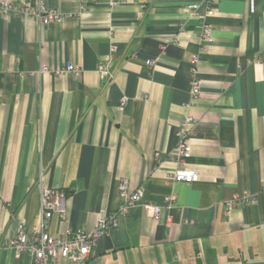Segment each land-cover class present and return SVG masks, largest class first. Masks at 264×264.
I'll list each match as a JSON object with an SVG mask.
<instances>
[{"label":"crops","instance_id":"obj_1","mask_svg":"<svg viewBox=\"0 0 264 264\" xmlns=\"http://www.w3.org/2000/svg\"><path fill=\"white\" fill-rule=\"evenodd\" d=\"M10 1L65 18L0 14V264H30L2 243L18 222L39 223L42 187L68 196L66 217L49 221L54 236L117 215L82 264H264V0H217L209 43L205 0ZM68 61L80 72L55 71ZM188 115L183 162L199 180L174 182ZM123 178L146 202L176 201L157 219L121 210ZM237 195L255 201L228 212Z\"/></svg>","mask_w":264,"mask_h":264},{"label":"built area","instance_id":"obj_2","mask_svg":"<svg viewBox=\"0 0 264 264\" xmlns=\"http://www.w3.org/2000/svg\"><path fill=\"white\" fill-rule=\"evenodd\" d=\"M206 11L200 16L199 36L203 42H212L213 24L211 18L216 16V8L214 3L217 0H205ZM201 4L198 2L191 3L188 8L194 15L198 16V9ZM9 11H17L22 15L33 14L37 17L39 23L50 24L54 21H61L65 15L58 9L41 3L38 7H34L28 2L20 7H16L10 0H0V14H6ZM198 59L195 58V63ZM47 70V67H43ZM57 73L75 74L80 72L79 67L68 61L64 67L55 70ZM99 71L103 76H108L110 70L108 65L100 64ZM201 93V83L193 76L191 94L194 100L198 99ZM195 121L194 115H188L184 120V127L181 131L183 136L179 145L175 149V156L179 160V166L168 173V178L174 182H195L199 180V173L185 168L184 159L191 154V147L185 139L186 127ZM119 193L123 198L121 210L140 205L153 218H158L165 209L172 208L176 201L177 195L171 192L165 197V204L159 205L144 200V190L139 187L133 191L130 190L129 181L126 178L121 179L119 183ZM67 193L66 191L55 187H42L40 199V220L35 226L27 228L25 222H18L16 233L13 236H7L3 241L4 247H11L17 255L27 254L30 258V264H49L52 259H65L72 264H82L92 254L93 248L97 245L100 238L105 236L111 227L118 226V218L116 214H111L100 218L95 227L87 231L85 229H77L75 231L68 230L57 236L50 234L48 230L49 221L53 213L57 212L61 216L67 215ZM255 197L248 195H237L226 202L228 212L235 209L237 203L243 204L253 203ZM171 222L169 216L167 219Z\"/></svg>","mask_w":264,"mask_h":264}]
</instances>
